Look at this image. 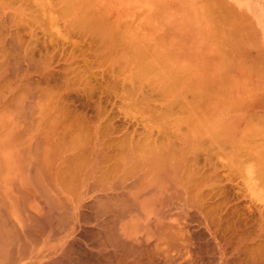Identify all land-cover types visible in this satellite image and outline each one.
Returning <instances> with one entry per match:
<instances>
[{"label": "bare ground", "instance_id": "bare-ground-1", "mask_svg": "<svg viewBox=\"0 0 264 264\" xmlns=\"http://www.w3.org/2000/svg\"><path fill=\"white\" fill-rule=\"evenodd\" d=\"M26 1L0 0V264L63 251L88 204L109 264H264V97L249 80L264 59L241 54L259 42L246 10L244 39L230 1L214 0L226 34L203 3L225 30L209 36L196 3L189 24L157 0L137 15L142 0Z\"/></svg>", "mask_w": 264, "mask_h": 264}, {"label": "rangeland", "instance_id": "rangeland-1", "mask_svg": "<svg viewBox=\"0 0 264 264\" xmlns=\"http://www.w3.org/2000/svg\"><path fill=\"white\" fill-rule=\"evenodd\" d=\"M27 1H29V0H27ZM26 1V3H25V5L26 4H29L28 5V7H30V8H32L31 7V4H32V6L34 5L33 3H30V1H29V3ZM139 2H141V0H138ZM149 1V0H148ZM151 2L153 1V0H150ZM210 1V0H209ZM208 0H157V6H159V8H164L165 10H166V12L168 13V16L165 18V20L167 21V23L169 22V21H176V19L178 18V17H180L181 18V22L183 23V21H185V18H184V16L182 15V14H184L185 16H186V18L188 19V21H189V24H190V19H191V17H193V10H194V8H193V6H192V4L193 5H195V3H196V7H197V12L198 11H200V24H201V26H203L204 27V29H199V31L200 32H203V30L206 32V35H208V33L207 32H210L211 30V32H213V30L215 29V30H217V29H221L222 28V30H223V32L226 34V32H228V30H231V29H228V28H232V26L233 25H231L230 23H229V25H227L228 24V20H230V18H228L229 16L231 17L232 15H230V14H234L235 12H232V10H234V11H241V10H243V12L245 13V10H246V13L244 14V16L246 15V16H248L249 17V15H250V17H252V18H250L248 21H249V23L251 24V25H253V27H255V32L253 31V30H251V29H253L252 28V26L250 27V24L248 23V21L245 19V17L243 16V18H242V15L243 14H238V12L236 11V13L235 14H237V16L238 17H240L241 16V18L242 19H245L246 21H247V24H246V21H242V23H243V25H241V23H239V20H237V19H239L237 16V18H235L237 21L235 22V20H234V22L236 23H234L233 21H231L230 20V22L231 23H233L234 24V26H238L237 25V23L240 25V26H244V25H248L249 24V26H248V29L249 30H247V32H244V31H242V32H244L245 33V36H244V39L249 35V33H250V30L251 31H253V33H254V36H255V34H256V37H258L257 39H258V41L259 42H257V44H255V45H252V44H249V42H248V44L249 45H247L246 43V45L244 44V48L243 49H241L240 51H241V54H249V56H247L246 55V57H249L250 58V56H252V57H254L255 56V53L257 52V46H259L260 47V49H259V47H258V52L256 53V55L259 53L260 54V52H262V56H263V59H264V0H223V3H224V5H223V7L224 8H226V9H228L229 7V9H231L232 7H234V9H231V11L230 12H232V13H229V15H227L226 16V18H225V15H224V17L222 16L223 15V12H222V14H220L219 12H220V8H222V7H220L219 8V3L218 4H216L215 2H214V0L212 1V2H209ZM216 2H218V1H220V0H215ZM222 1V0H221ZM225 1H228V4H231V3H233V6H231V5H229V7L226 5V2ZM229 1L231 2V3H229ZM186 2H188L187 4H186ZM142 5L141 6H139V5H137V6H134L133 8H132V10H135V12H136V15L141 11V9H146V7H144L146 4H145V2H144V0H142ZM201 3V4H200ZM203 3L204 4H206V6H209V4H210V8H209V10L211 11L212 10V14H210V15H208V18L209 17H211V20L210 19H208L207 18V16H205V14H207L206 12H204L205 10L203 9ZM199 4V5H198ZM213 4V5H212ZM221 5V4H220ZM221 5V6H222ZM27 6V5H26ZM192 6V7H191ZM30 8H27L28 10H27V12L29 11V9ZM34 8H35V6H34ZM204 8H206L205 6H204ZM223 8V9H224ZM241 8V9H240ZM202 10V12H201V10ZM226 9H224V12H226L227 10ZM229 9H228V11H229ZM31 10V9H30ZM207 12H208V7H207ZM222 10V9H221ZM226 10V11H225ZM205 13V14H204ZM219 13V15H221V16H217V17H215L216 15L215 14H218ZM240 13V12H239ZM209 14V13H208ZM225 14V13H224ZM204 17V18H203ZM208 19V20H206V18ZM215 17V18H214ZM224 18V20H223V18H222V20H220L221 22L219 23V20H218V22H216L215 24H213L214 23V19L216 20L217 18ZM233 17V16H232ZM231 17V18H232ZM235 17V16H234ZM247 17V18H248ZM202 18V19H201ZM214 18V19H213ZM205 19V20H204ZM226 19H228L227 20V23L225 22L226 21ZM234 19V18H233ZM242 19H240V20H242ZM211 21V22H213V23H211V24H213L214 25V27L212 28V29H210L211 27H210V25H207V24H209V22H207V21ZM223 21H224V23H223ZM204 22V23H203ZM241 22V21H240ZM31 23V22H30ZM220 25H224V24H226L225 25V27L227 26V28H224L223 29V27H219V24ZM245 23V24H244ZM29 23H27L26 25H28ZM216 24H218V25H216ZM25 24H24V26H21L22 28L24 27V29H27L28 30V28H27V26H26ZM191 25H193L192 23H191ZM215 25H216V27H215ZM181 26H182V24H181ZM209 26V29H210V31L208 30V28L207 29H205V27H208ZM219 28H218V27ZM21 27L19 28V27H16V28H12V29H14L13 30V33H14V35L16 34L15 32L17 31V30H19V32L18 33H20V34H22V36L23 35H26V33L24 32V31H22V29H21ZM187 27H189V26H187ZM242 27H241V29H242ZM244 27H246V26H244ZM250 27V28H249ZM236 28V27H235ZM234 28V29H235ZM12 29H10L9 31H11ZM234 29H232L233 30V32L232 31H230L231 32V34L232 33H234L235 31H236V29L234 30ZM238 29V28H237ZM240 29V28H239ZM238 29V30H239ZM16 30V31H15ZM184 30H186V29H184ZM207 30V31H206ZM214 30V31H215ZM257 30H258V32H257ZM36 31L38 32V35L40 36V38H43L44 36H42L41 34H42V31H41V29L40 30H38L37 28H36ZM241 31V30H240ZM249 31V32H248ZM22 32V33H21ZM209 33V35L210 34H213V33ZM219 32H221L222 33V31H219L218 30V33ZM230 32L228 33V34H230ZM184 33L185 34H187V35H190L191 33L189 32V31H184ZM235 33H237L238 35H237V37H239V36H241L240 35V33L241 32H239V31H237V32H235ZM244 33H243V35H244ZM230 34V37L232 36ZM246 34H248V35H246ZM208 35V36H209ZM219 35H220V33H219ZM242 35V36H243ZM234 36H235V34H234ZM190 37H193V36H190ZM184 38V40L186 41V42H196V44H197V50H196V56L197 57H204V56H206L207 58H208V56H210V53H209V48H208V46H201V45H198V44H201V41L199 40V36H196V39H194V38ZM233 37V36H232ZM237 37L235 36V38H236V41H237ZM228 38H229V35H228ZM235 38L234 39H232V40H235ZM243 38V37H242ZM255 38V37H254ZM239 39V38H238ZM249 39V38H248ZM256 39V38H255ZM247 40V39H246ZM228 41H230V40H228ZM250 41V40H249ZM46 43H47V45L49 46V43L46 41ZM260 43V44H259ZM252 45V46H251ZM7 46H8V48L10 49V53H11V56H17L18 55V53H20L21 52V47H20V45L16 42V41H10V42H8L7 43ZM246 46V47H245ZM242 47V46H241ZM249 47V48H248ZM250 47H255L254 49L256 50H254L253 48H250ZM51 48H48V49H45V46L43 45V43H42V40L41 39H39L33 46H32V48H31V53H30V57L32 58V60H33V62H39V60L43 57V56H45V51L46 50H50ZM231 49H233V48H231ZM245 49H248L247 51H244ZM235 50L236 49H234L233 50V52H235ZM253 50H254V52H253ZM231 51V50H230ZM243 51H244V53H243ZM250 51V52H249ZM230 53H232V51L230 52ZM237 53V52H236ZM235 53V54H236ZM238 53H239V51H238ZM233 54V53H232ZM232 54H230V55H232ZM259 54L257 55V58L256 57H254V59H257V60H259ZM212 55V54H211ZM234 55V54H233ZM237 55V54H236ZM235 57V56H234ZM243 57H245V56H243ZM205 58V57H204ZM236 58V57H235ZM237 58H238V56H237ZM236 58V59H237ZM248 58V59H249ZM261 60H259L260 62L262 61V62H264V60H262V57L260 58ZM261 62V63H262ZM258 63V65L257 66H261L262 68H264L263 67V65H264V63H262V65H261V63H259V62H257ZM238 67V69L243 73L244 71H243V69L241 68V66H237ZM261 67H258V68H261ZM258 68H256V69H254V71L255 70H257V71H263V70H260V69H258ZM261 68V69H262ZM9 69H11L12 71L15 69V66H11V68H9ZM257 72V74L259 73L260 75H258V77L257 76H255V75H257L256 74V72L254 73V74H252V75H250V81L251 82H254L257 86H258V95H260L262 98L264 97V79H263V77H264V74H263V72ZM237 73H238V71H237ZM253 73V72H252ZM234 74H235V72H234ZM238 76H241L240 74L238 75ZM260 77V78H259ZM251 137H253V136H251ZM256 137H259L260 139H261V141L263 142V152H264V120H262L260 123H259V129H258V132H257V134H256ZM89 205V204H88ZM88 205H87V207L85 208L86 209V212H87V209H89V211L86 213V215H87V217L89 216L90 218H86V220L85 221H87L88 220V222H85V221H83V218L79 221V223H78V226H77V229H76V231H75V233H74V235L73 236H76V237H74L73 238V236L70 238V239H72V244H71V242L70 241H68V246L69 247H71L70 248V250H68L69 249V247L67 246V245H65V247L67 248H63L64 250L62 251H60V252H50V250H49V252H48V250H46V249H44V250H42V252L38 255V257H37V261L35 260V262H33L32 261V259H31V257H29L27 260H24V263L23 264H109L110 262H111V260H110V258H108L109 256H107L108 254H110V252H111V248L109 247V246H107V247H105L104 249L106 250V251H108L109 253L106 255V254H104L106 251L105 250H103V251H98V250H100V245L98 244V242L100 243V240L102 239V237H101V232H102V234H104L103 232L104 231H100L102 228H101V226H102V224H100V223H102V220H100V218H101V216H100V214L96 211V208H95V206H94V204H92V206L94 207L93 209H95V210H93L92 208H89V207H92V206H89L88 207ZM96 213H95V212ZM85 212V211H84ZM99 214V215H98ZM86 215H85V217H86ZM99 218V219H98ZM81 221H82V223H84L82 226H81ZM90 221V222H89ZM101 221V222H100ZM43 225V224H42ZM58 224H57V222H56V226H57ZM101 225V226H100ZM36 226V225H35ZM52 226H54V224L52 225ZM78 228H80V230H78ZM104 230V229H103ZM78 232V233H77ZM80 232V233H79ZM98 233H99V236H98ZM77 235H79V236H77ZM103 236V235H102ZM100 238V240H99V238ZM203 238H205L206 240L204 241L203 240ZM202 238V240L204 241V243H203V245L206 247V244H207V246L210 244L209 242H210V239H208L207 237H203ZM69 239V240H70ZM74 239V240H73ZM201 239V238H200ZM99 240V241H98ZM199 241V243L200 242H203V241ZM207 241H209L208 243H206ZM97 242V243H96ZM97 246H99V249L98 248H96V245ZM70 245H72V246H70ZM200 245H201V243H200ZM200 245H197V247L199 246L200 247ZM203 245H201L202 247H203ZM72 247H73V249H72ZM103 248V247H102ZM101 248V249H102ZM201 248V247H200ZM65 249L66 250H68V251H66L65 252ZM207 250V248H201V252H205V253H201V258L203 257L202 256V254L204 255V256H209V257H211L212 256V254L210 253V251L208 250L207 252L205 251V250ZM208 249H209V246H208ZM110 250V251H109ZM202 250H204V251H202ZM105 251V252H104ZM68 252V253H67ZM100 252L102 253V252H104V253H102V254H100ZM107 253V252H106ZM104 254V255H103ZM206 254H211V256L210 255H206ZM104 256H106V258H105V260L103 259L104 258ZM213 256H214V254H213ZM205 257V258H206ZM212 258H214V257H212ZM109 259V260H108ZM202 259H204V257L202 258ZM109 262V263H107V261ZM206 260H207V258H206ZM203 261V260H202ZM206 261H204L203 263H205ZM112 264V263H111ZM206 264V263H205Z\"/></svg>", "mask_w": 264, "mask_h": 264}]
</instances>
